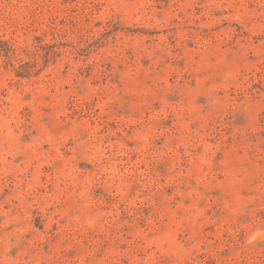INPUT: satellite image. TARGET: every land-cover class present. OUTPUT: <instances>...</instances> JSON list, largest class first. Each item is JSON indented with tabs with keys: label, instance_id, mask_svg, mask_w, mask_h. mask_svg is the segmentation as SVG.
<instances>
[{
	"label": "rangeland",
	"instance_id": "rangeland-1",
	"mask_svg": "<svg viewBox=\"0 0 264 264\" xmlns=\"http://www.w3.org/2000/svg\"><path fill=\"white\" fill-rule=\"evenodd\" d=\"M0 264H264V0H0Z\"/></svg>",
	"mask_w": 264,
	"mask_h": 264
}]
</instances>
